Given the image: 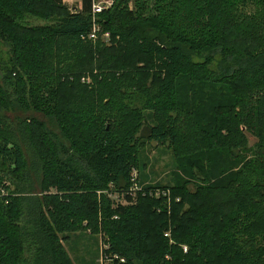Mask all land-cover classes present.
Listing matches in <instances>:
<instances>
[{
  "label": "trees",
  "instance_id": "obj_1",
  "mask_svg": "<svg viewBox=\"0 0 264 264\" xmlns=\"http://www.w3.org/2000/svg\"><path fill=\"white\" fill-rule=\"evenodd\" d=\"M92 4L0 0V264H73L79 231L113 264H264V0H113L110 46ZM151 142L169 208L131 193Z\"/></svg>",
  "mask_w": 264,
  "mask_h": 264
},
{
  "label": "rangeland",
  "instance_id": "obj_2",
  "mask_svg": "<svg viewBox=\"0 0 264 264\" xmlns=\"http://www.w3.org/2000/svg\"><path fill=\"white\" fill-rule=\"evenodd\" d=\"M98 1L101 3H111V5L113 4V0ZM151 2L153 3V0H151ZM63 3L67 5L72 11H74L75 7L80 10L82 9V0H63ZM28 21L29 23L35 25H44L50 23L49 21H46L42 18L34 17L29 18ZM112 44L113 41L111 44L106 45L110 46ZM83 79L82 81L85 82ZM86 81L91 82L92 84V77L89 76V78H86ZM14 114L11 113L9 115L11 117H16ZM30 114L35 115L40 119H44L41 114ZM256 140L257 139L253 135H249L250 145H253ZM133 170H136L137 172L136 175L138 185L142 188L150 187L154 189V193H158V191L166 193L168 189L164 188L171 187L176 182L175 173L173 172L175 170L174 157L166 146H157L156 142L147 143L146 146H144V148L139 153L138 166H134ZM10 186L11 184L8 183V187ZM2 188L5 190L4 193L11 191V189H6L4 186ZM111 197L114 200V207H116L118 204H130L124 199L123 196L120 197L118 194L111 195ZM166 197V194L158 195V198L164 199L158 202V206H156L157 210L159 207L162 208L161 205L169 208L171 201L169 199H165ZM137 201L138 195L134 198L132 203H136ZM147 221L146 223L150 225L153 224V220L151 218H149ZM68 235L69 239L63 240L62 243L73 264H113L111 260L103 258L102 252L105 247V240L101 233L96 234L91 231H79L76 233H70Z\"/></svg>",
  "mask_w": 264,
  "mask_h": 264
},
{
  "label": "built area",
  "instance_id": "obj_3",
  "mask_svg": "<svg viewBox=\"0 0 264 264\" xmlns=\"http://www.w3.org/2000/svg\"><path fill=\"white\" fill-rule=\"evenodd\" d=\"M110 5H111V3H101L98 0H93L92 12H91V14H92V28L87 33V35L84 36V38L86 40H91L93 42H95L97 40H101L102 42H104L106 44H111V42H112L111 33L109 31H103L101 25L98 23V14L101 13L104 9L110 7ZM75 10H77V7H75L74 11ZM83 80L86 81V78H84ZM136 174H137L136 170H133L132 171V180L134 182V185L131 188V193L133 196H135L137 194V192L143 191V188L138 185ZM167 192L165 193V192L158 191V193H154V189L149 191L150 195L157 196V197H158V195H163V194H166L167 196H169V194H168L169 192L168 193ZM184 250L186 251L187 248L184 247Z\"/></svg>",
  "mask_w": 264,
  "mask_h": 264
}]
</instances>
